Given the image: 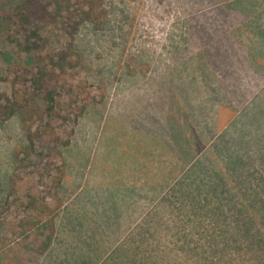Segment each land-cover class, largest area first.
Returning a JSON list of instances; mask_svg holds the SVG:
<instances>
[{"label": "rangeland", "instance_id": "obj_1", "mask_svg": "<svg viewBox=\"0 0 264 264\" xmlns=\"http://www.w3.org/2000/svg\"><path fill=\"white\" fill-rule=\"evenodd\" d=\"M19 1L0 0V14ZM234 1L98 0L92 18L85 20L81 10L88 6L71 0L72 15L67 18L64 13L45 28L48 45L38 54L66 55L63 68L50 73L48 86L55 98L51 119L42 116L39 97L24 103L21 81L12 88L15 76L34 71L36 56L29 57L6 42L2 31L0 77L8 81H0V94L16 93L17 109L13 117L0 119V264L57 263L61 251L54 248L51 253L42 245L52 231L50 222L57 217L66 222L84 205L89 214V223L79 227L84 242L99 235L103 245L114 248L139 242L143 229H154L155 238L149 243L160 247L154 255L164 253L165 259H174L173 248L183 243L179 236L191 238L189 245L195 252L178 253L180 261L186 258L187 263L200 261L199 248L208 247L210 232L230 234L236 223L244 230L249 227L247 219L254 212L244 211L255 201L264 203V59L251 64L259 74L249 73L245 69L251 68L247 65L251 56L244 55L236 36L222 39L226 31L243 32L239 16L228 14L226 8ZM260 22L256 27L249 25V33L244 34L256 48ZM75 24L77 28L72 29ZM207 43L208 104L202 80L200 88L180 89L178 106L159 100L164 88L177 82V72L193 75L194 66L206 67ZM251 49L247 48L250 53ZM242 84L244 88L239 87ZM166 108L181 115L182 122L189 117L197 121L196 153L182 163L181 185L171 184L163 192L132 201L127 196L124 204L133 213L129 217L118 216L121 212L114 207L102 211L100 205L108 203L100 200V183L115 181L116 175L131 178L137 173L131 168L138 158L142 172L147 175L149 170L154 178H168L176 171L163 150L146 155L149 144L138 135L150 131L149 124L157 123L150 121H157ZM205 117L207 138L199 134V121ZM28 134L33 135L32 148L27 145ZM68 140L70 145L65 147ZM118 152L121 159H115ZM156 154L158 159L153 158ZM106 170H111L112 177ZM213 189L237 201L233 208L242 213L241 224L232 218L236 211L229 205L225 206L227 217H217L209 196ZM262 203L255 204L256 213L264 209ZM92 228L98 233H91ZM62 235L71 240L67 232ZM241 253L239 262L251 264ZM248 256L255 261V254Z\"/></svg>", "mask_w": 264, "mask_h": 264}, {"label": "trees", "instance_id": "obj_2", "mask_svg": "<svg viewBox=\"0 0 264 264\" xmlns=\"http://www.w3.org/2000/svg\"><path fill=\"white\" fill-rule=\"evenodd\" d=\"M97 1L82 0L81 6H88L87 10H81L85 20L92 18L93 8L96 6ZM245 1L251 2V0H235L231 2L226 7L229 12L228 14L240 12L244 15L247 13V10L243 8V6H248L244 4ZM71 7V0H20L10 11L0 14V37L2 36V31H5L3 34H6V38H4L6 42L14 44V46L19 48L20 52L29 57L32 55L36 56L32 65L34 71L27 70V75L15 76L11 82L12 88L15 87L16 83L21 81L24 87L22 90L24 103L29 101L31 103L36 97H39L44 106L41 114L49 119L54 114L55 108L54 91L48 86L50 73L55 68H63V61L66 55L61 53L41 57L38 54L45 47L47 48L48 45L47 37L45 33L43 34L45 28L63 18L64 13L69 18L72 15ZM76 25L71 26V28L76 29ZM0 81H8V78L0 77ZM15 94L11 96L0 94V119H9L15 115L17 109ZM24 105L28 106V104ZM47 126L49 129L51 128L49 124ZM25 137L27 145L32 148L35 144L32 139L33 135L28 134ZM63 145L65 147L69 146L70 141H66ZM6 183L8 184V182L4 183L5 186ZM177 185H181V182ZM173 191L175 192V188L172 189ZM210 191H212V194L209 196L214 200V212L217 217H227L225 212H227L228 208L226 209L225 206L229 205V208L236 211L232 218L234 219L235 217L241 224L242 213H240L239 209L233 208L234 205L238 204L237 201H231L230 198L220 196L215 189ZM256 203L261 204L262 202L255 201L251 208L244 211L245 214L247 211L254 212L247 219V222L250 223L246 230L241 229L240 225L236 223V228L230 234L227 232L220 235L210 232L211 237L208 247L199 248L201 249L198 254L200 261L195 263H187L186 258H184V262H181L179 259V252H187L188 254L193 251L195 252V247L189 245L191 238L187 236L178 237L183 243L178 247L175 245V248H173L177 251L173 253V260L165 259L166 254L164 253L154 255L160 247L149 243L150 239L155 238L154 234L156 233V230L149 228L142 230L144 233L140 235L141 239L139 242L134 240L130 245L128 243H121L111 248L112 245H103L100 242L102 238H98L99 235L96 237L92 236L89 241L84 242V238L79 235L81 233L79 227L88 224L87 219L89 218V214L87 212H72L66 222L60 217L51 220L52 231H50L47 241L42 245L43 248L48 246L50 250L52 249L51 253H54V248H56L57 252L61 251V257L58 258L59 261L54 264H243L244 260L239 262V259L243 257V253L241 252L246 253L245 259L247 261L250 259L251 264H264V209L256 213L257 209L254 207ZM262 204L264 206V203ZM199 207L202 206L200 205ZM90 231L93 234L98 233V229L96 230L95 228H92ZM62 232H67L71 240L63 237ZM53 236H55V240ZM115 236L113 235V239H116ZM237 241L239 243H236ZM251 254H255L254 262L251 261L249 256L247 257V255Z\"/></svg>", "mask_w": 264, "mask_h": 264}, {"label": "crops", "instance_id": "obj_3", "mask_svg": "<svg viewBox=\"0 0 264 264\" xmlns=\"http://www.w3.org/2000/svg\"><path fill=\"white\" fill-rule=\"evenodd\" d=\"M244 4L248 5L247 7H244V10H247V13L242 15L240 12H237V16L240 18V25L242 28L239 27V30L242 29L243 32L239 31L238 34L233 35L234 33H230L229 31H224L225 33L222 34V39H226V37H232L236 36V40L238 41V47L244 51V55L251 56V59L249 62V65L251 68L245 69L249 73H258L259 71L256 70L253 65V61H255L257 58L264 59V19L262 17L264 16V3H259L255 0H251V2L245 1ZM249 21L252 22L249 24ZM261 21V22H260ZM260 22V29L258 32L254 28L255 34L258 33L259 43H257V48L254 47L251 43L249 44L246 41H250L249 37L247 38L244 36V34L249 33V25L256 27L257 24ZM253 33V30H252ZM243 34V35H242ZM205 50L203 51L204 55V65H206L205 68L195 67V73L192 75V73H185L182 74L180 72H177L176 78L177 82H171L172 84H168L167 88H164L165 91L162 93V97L159 96V100H163V102L167 103V105H174L178 106L180 104V96L181 92L180 89H189L196 88L197 85L201 84V80L204 81V89L205 92L203 94V97L206 99L205 103L208 104V43L204 45ZM253 48L251 49L250 47ZM247 48L251 49V53L247 50ZM215 49L212 48V51ZM222 50V49H221ZM239 50V49H238ZM193 63V62H192ZM199 83V84H198ZM241 83V82H240ZM173 85H176V88L173 87ZM240 88H244L245 86L242 84L239 86ZM200 88V86L198 87ZM170 89H177V91H171ZM202 89V87H201ZM191 93V92H190ZM180 94V95H179ZM186 98V97H184ZM181 109V108H180ZM161 110L158 112L160 113ZM174 110L171 109H164L162 110V116L157 120H151L149 124L150 125V131H144L141 133H138L139 138L141 139V142L144 143V140H147L148 142V149L144 152L146 155H153L154 151L156 150H163L164 153L167 155V158L169 160V163L171 164V168H175V170L172 171L171 175L168 176V178H154L153 176H149V170L143 173L142 170H144V166L141 162V159L138 158V162L132 166L131 170H134L137 173H134L131 178H128L127 176H121L120 178L115 176V181H112L109 179L108 182L99 185L100 187V193H101V199L103 200L101 202H107L108 204L100 205L102 211H108L110 207H114L117 210L121 212L122 216L123 214L131 216L133 213L129 210V205L125 206V201L128 200V198L132 201V198L139 199L142 198L143 195H148L149 193H159L160 191L163 192L164 189L169 188L171 184L177 185L179 184V176H180V169L182 168V163L184 161L192 160V158L195 156L196 153V144H197V121L195 118L188 119H181V115H175ZM201 123V132L199 133L200 136L203 138L208 137V119L205 117V119L199 121ZM155 128L159 129L154 130ZM136 134L137 132H133V134ZM136 136V135H133ZM132 146L139 147L137 143H134ZM152 148V150L150 149ZM110 152L107 153L108 156H110ZM115 159H121V153H116ZM157 156V157H155ZM153 158L158 159L159 154H156ZM191 156V157H190ZM119 164V163H117ZM116 164V165H117ZM111 169V168H110ZM139 171V172H138ZM105 173L112 177L111 170H106ZM178 179V180H177ZM99 192V191H98ZM128 196V198H127ZM86 207L84 205L82 208ZM96 207V205H95ZM81 207L77 209L78 212L81 213H88V208L82 209ZM81 209V210H80ZM98 209V208H97ZM95 209V210H97ZM128 211V213H126ZM107 215H109L107 213ZM127 217V216H125ZM88 222V221H87ZM89 223V222H88Z\"/></svg>", "mask_w": 264, "mask_h": 264}]
</instances>
